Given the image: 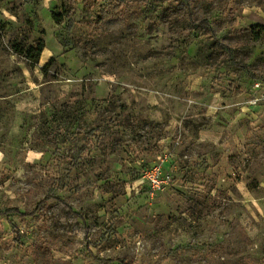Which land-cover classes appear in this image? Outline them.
<instances>
[{"label": "rangeland", "instance_id": "1", "mask_svg": "<svg viewBox=\"0 0 264 264\" xmlns=\"http://www.w3.org/2000/svg\"><path fill=\"white\" fill-rule=\"evenodd\" d=\"M263 93L264 0H0V264H264Z\"/></svg>", "mask_w": 264, "mask_h": 264}, {"label": "built area", "instance_id": "2", "mask_svg": "<svg viewBox=\"0 0 264 264\" xmlns=\"http://www.w3.org/2000/svg\"><path fill=\"white\" fill-rule=\"evenodd\" d=\"M259 86V83H257V87ZM261 99L264 101V93L262 94ZM144 177L146 178L149 187L154 189H161L166 184V179L162 175V170L159 165L154 163L147 169L144 173Z\"/></svg>", "mask_w": 264, "mask_h": 264}, {"label": "trees", "instance_id": "3", "mask_svg": "<svg viewBox=\"0 0 264 264\" xmlns=\"http://www.w3.org/2000/svg\"><path fill=\"white\" fill-rule=\"evenodd\" d=\"M42 49H43V44L40 41L38 43V45H37L36 48H34V49L33 48L28 49L27 56L30 57V58H33L34 56H36L37 54H39L42 51ZM125 264H127V263H125Z\"/></svg>", "mask_w": 264, "mask_h": 264}]
</instances>
